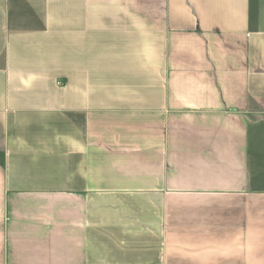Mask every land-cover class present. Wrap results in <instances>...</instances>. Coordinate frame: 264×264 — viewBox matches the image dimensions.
Instances as JSON below:
<instances>
[{
	"label": "crops",
	"instance_id": "1",
	"mask_svg": "<svg viewBox=\"0 0 264 264\" xmlns=\"http://www.w3.org/2000/svg\"><path fill=\"white\" fill-rule=\"evenodd\" d=\"M0 264H264V0H0Z\"/></svg>",
	"mask_w": 264,
	"mask_h": 264
}]
</instances>
